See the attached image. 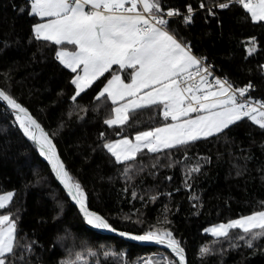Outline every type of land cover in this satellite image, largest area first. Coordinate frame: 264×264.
I'll return each instance as SVG.
<instances>
[{
    "label": "trees",
    "instance_id": "1",
    "mask_svg": "<svg viewBox=\"0 0 264 264\" xmlns=\"http://www.w3.org/2000/svg\"><path fill=\"white\" fill-rule=\"evenodd\" d=\"M221 2L225 0H164L166 8L181 12L191 4L196 9L193 22L186 26L175 17L172 27L191 41L196 55L213 62L219 76L226 75L235 87L251 82L250 96L264 100V22H252L236 4L211 16L207 8ZM21 8L30 11L26 0H0V90L28 108L48 132L69 174L84 187L89 209L117 232L169 229L185 249L188 264H264V238L250 248L235 238L239 230L232 231L231 239L204 231L261 210L264 130L245 118L225 130L226 135L200 139L187 148L145 149L129 162L132 169L125 175L126 165L115 163L102 147L100 133L107 139H118L117 131L134 138L136 131L163 122L159 110H138L118 129L103 123L111 104L95 98L97 87L72 101L71 73L55 60L53 45L34 39L31 26L38 18ZM253 37L255 51L250 54ZM197 165L200 170L189 175ZM9 191L13 200L0 214L10 212L17 219L10 264H164L165 258L176 259L171 250L129 242L88 225L0 101V194ZM202 246L211 249L203 257Z\"/></svg>",
    "mask_w": 264,
    "mask_h": 264
},
{
    "label": "snow or ice",
    "instance_id": "2",
    "mask_svg": "<svg viewBox=\"0 0 264 264\" xmlns=\"http://www.w3.org/2000/svg\"><path fill=\"white\" fill-rule=\"evenodd\" d=\"M26 3L30 11L25 8L20 11L38 18L31 26L34 39L53 45L55 60L71 73L72 101L87 89L97 87L95 98L111 104L103 123L118 129L127 125L138 110H159L163 122L136 131L134 138L117 131L118 139H107L105 133H100L105 141L102 147L115 163L126 165L125 175L132 169L129 162L135 161L145 149L159 153L187 148L202 138L226 135L225 130L230 131V126L245 118L264 130V100L253 99L249 94L254 85L249 82L244 87H235L226 75L216 76L207 58L196 55L191 41L172 27L175 17H181L186 26L193 22L196 9L191 4L181 12L174 7L166 8L164 0H26ZM232 4L241 6L252 22H264V0H225L207 11L215 15L214 7L228 9ZM199 8H205V4L201 2ZM253 51L254 37L249 53ZM0 101L13 111L19 129L47 160L87 224L116 232L104 216L89 209L84 187L69 174L53 139L28 108L4 90H0ZM199 170L197 165L188 174ZM13 197L10 191L0 194V210L6 209ZM233 230H239L236 239L254 247L255 240L264 238V204L261 210L249 215L204 229L213 237L226 239H231ZM119 235L166 246L176 259L165 258L164 264H186L185 249L167 228L141 235L121 231ZM16 246L17 219L10 212L0 214V264H10L8 254L14 255ZM199 251L203 257L211 249L202 246ZM76 258L80 259L79 253ZM62 264L76 262L65 260Z\"/></svg>",
    "mask_w": 264,
    "mask_h": 264
},
{
    "label": "water",
    "instance_id": "3",
    "mask_svg": "<svg viewBox=\"0 0 264 264\" xmlns=\"http://www.w3.org/2000/svg\"><path fill=\"white\" fill-rule=\"evenodd\" d=\"M4 105H5V107L7 108V109H9L8 107H7V105H6V103L5 102H3V101H1ZM9 110H11V109H9ZM12 111V110H11ZM13 112V111H12ZM30 112V111H29ZM30 114H31V112H30ZM32 115V114H31ZM54 143V142H53ZM55 144V143H54ZM57 148V147H56ZM57 152H58V149H57ZM58 154H59V152H58ZM51 167V166H50ZM57 182L63 187V185L59 182V180L57 179ZM64 189V188H63ZM65 190V189H64ZM66 191V190H65ZM67 193V192H66ZM70 198V197H69ZM71 199V198H70ZM72 201V200H71ZM73 202V204L78 208V206L75 204V202L74 201H72ZM78 210H79V208H78ZM81 215H82V217H83V214L81 213ZM84 218V217H83ZM107 234H109V235H113V236H117V237H120V238H123V239H125V240H127V241H129V242H133V243H137V244H140V245H145V246H154V247H159V248H164V249H168L166 246H164V245H160V244H157V243H155V242H149V241H145V242H142V241H136V240H133V239H131L130 237H121L120 235H119V232H112V231H109V230H107V232H106ZM168 250H170V249H168ZM185 257H186V255H185ZM186 264H188V261H187V257H186Z\"/></svg>",
    "mask_w": 264,
    "mask_h": 264
},
{
    "label": "built area",
    "instance_id": "4",
    "mask_svg": "<svg viewBox=\"0 0 264 264\" xmlns=\"http://www.w3.org/2000/svg\"><path fill=\"white\" fill-rule=\"evenodd\" d=\"M209 7H211V6H209ZM209 7H208V8H209ZM208 8H207V9H208ZM203 9H204V8H203ZM216 10H222V9H220V8H218V7H214V8H213V12L215 13ZM210 15H211V14H210ZM211 16H214V15H211ZM207 63L210 64V65H212V66L214 67V70H215V66H214L213 62H211V61H207ZM215 75H216V76H219V75L216 73V71H215ZM250 90H251V89H250ZM162 118H163V117H162Z\"/></svg>",
    "mask_w": 264,
    "mask_h": 264
},
{
    "label": "crops",
    "instance_id": "5",
    "mask_svg": "<svg viewBox=\"0 0 264 264\" xmlns=\"http://www.w3.org/2000/svg\"><path fill=\"white\" fill-rule=\"evenodd\" d=\"M202 139H204V138H202Z\"/></svg>",
    "mask_w": 264,
    "mask_h": 264
}]
</instances>
